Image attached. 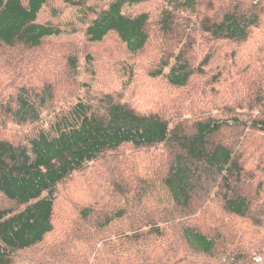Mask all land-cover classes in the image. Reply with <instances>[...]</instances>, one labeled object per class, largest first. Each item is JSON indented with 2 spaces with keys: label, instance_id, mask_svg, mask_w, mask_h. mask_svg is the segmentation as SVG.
I'll list each match as a JSON object with an SVG mask.
<instances>
[{
  "label": "trees",
  "instance_id": "trees-1",
  "mask_svg": "<svg viewBox=\"0 0 264 264\" xmlns=\"http://www.w3.org/2000/svg\"><path fill=\"white\" fill-rule=\"evenodd\" d=\"M54 2L87 44L116 37L129 81L147 61L179 97L142 113L80 81L78 53L53 47L67 30L40 21ZM53 56L66 79L35 77ZM5 131L0 264H264V0H0ZM127 146L159 154L141 174L125 170ZM97 165L108 199L74 207L47 244L61 188Z\"/></svg>",
  "mask_w": 264,
  "mask_h": 264
},
{
  "label": "rangeland",
  "instance_id": "rangeland-1",
  "mask_svg": "<svg viewBox=\"0 0 264 264\" xmlns=\"http://www.w3.org/2000/svg\"><path fill=\"white\" fill-rule=\"evenodd\" d=\"M53 11L56 14H53ZM135 11L138 13L141 10L136 8ZM40 21H51L52 23L60 24L67 30L64 36L52 41L53 47L56 46V50L61 49L60 51L64 49V56L69 53H78L83 72L80 76V81L91 83L95 91L113 92L117 95H122L129 105L142 113L155 112L162 106V102H172L174 101L173 99L179 97L178 95L182 90L169 87L163 80H152L145 76L143 71L145 70L144 67L148 65L147 61L140 63V68H136L134 79L129 81V77L125 75L127 72H123V68L120 65V62L127 57L124 46L119 43L115 36H109L102 44H87L83 33V26L78 23L77 15L73 9L66 7L60 2H54L43 10ZM74 28L77 31H74ZM36 54L37 51L35 50L33 55L36 56ZM48 64L49 66H53V70L45 71L43 74L35 77H41V80L42 78H50L48 81H52L51 75L59 79H66L63 61L57 60L53 56ZM220 87L224 90L223 85ZM208 93H206L207 95L205 94V98H202V103H208L209 100L214 101V105L217 106L227 103V101L218 102L217 96ZM162 108L165 109L166 105L163 104ZM10 129L16 130L15 128ZM0 135L13 137L6 131L0 133ZM122 153L124 154V158L122 157V159L127 160L125 170L128 169L127 165L131 167L136 165L139 172L144 174V167H147L149 162L157 158L159 151H135L127 146L121 150ZM101 166L97 165L84 173L76 174L66 187L61 188L55 215V231L47 237V244L53 245L57 241L63 240L67 235L68 229L73 223V221H70L73 220V216H76L74 207L79 208L81 205L85 206L92 203L96 205L95 202H104L108 199L109 191L106 190L107 187L99 190L97 187V184H103L99 180L101 179L102 181L104 175H106L102 172ZM139 172L136 171L135 173ZM112 173L113 169L108 168L107 174L112 175ZM124 176H126V173ZM21 257L24 259L26 256Z\"/></svg>",
  "mask_w": 264,
  "mask_h": 264
}]
</instances>
